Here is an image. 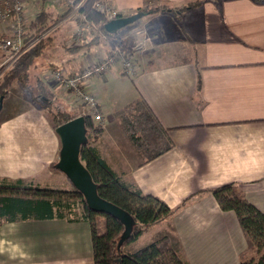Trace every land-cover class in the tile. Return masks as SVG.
<instances>
[{
  "label": "crops",
  "instance_id": "crops-1",
  "mask_svg": "<svg viewBox=\"0 0 264 264\" xmlns=\"http://www.w3.org/2000/svg\"><path fill=\"white\" fill-rule=\"evenodd\" d=\"M108 2L121 16L138 14L131 26L145 25L149 41L136 52L135 74L114 67L86 81L108 119L97 146L126 182L173 210L125 251L168 236L189 264H240L247 247L243 230L212 189L234 183L264 213V0H157L154 8L151 0ZM128 27L119 29V39ZM10 32L0 25V35ZM106 37L67 46L73 53L57 51L62 68L72 73L107 55ZM7 53L0 51V63ZM49 83L52 91L61 88ZM25 90L14 81L0 109V180L68 186L65 174L49 167L61 148L53 119ZM63 97L76 106L69 94ZM140 98L174 142L148 162L118 117ZM0 264H95L90 224L66 218L4 222Z\"/></svg>",
  "mask_w": 264,
  "mask_h": 264
},
{
  "label": "trees",
  "instance_id": "trees-1",
  "mask_svg": "<svg viewBox=\"0 0 264 264\" xmlns=\"http://www.w3.org/2000/svg\"><path fill=\"white\" fill-rule=\"evenodd\" d=\"M97 0H85L80 11L88 20L98 25L99 30L110 38L111 46L122 44L118 37L119 30L109 32L105 25L108 22L105 14L93 8ZM54 18L52 12L41 10L32 22L35 36L26 39L29 43L40 36ZM97 36V34H96ZM44 42L38 41L28 48L15 61L12 68L0 81V99L8 97L14 81L29 88V68L36 57L43 53ZM38 93L34 101L43 100L52 103L53 93L44 81L37 80ZM46 109V108H45ZM77 110L71 106V110ZM51 113L54 128L79 115L59 107L47 108ZM118 117L127 132L133 146L144 158L151 161L174 147L168 131L154 114L148 103L140 98L118 111ZM87 143L82 145L80 158L97 183L98 193L106 200L128 211L134 218L130 236L119 245L125 229L122 221L111 214L91 209L84 195L68 180L69 185L57 187L39 185L23 180H0V226L4 222L29 219L66 218L69 221L84 220L90 224L95 264H189L183 259L168 236L146 244L133 252H126L125 247L137 240L150 225L168 217L173 210L158 197L144 194L137 186L126 182L102 156L97 142L104 127L96 125L90 116H85ZM59 157L50 164L58 171L56 163ZM212 193L224 210L235 211L243 230L247 247L241 254L240 264H264V213L250 203L234 183L224 184L212 189ZM79 208V209H78Z\"/></svg>",
  "mask_w": 264,
  "mask_h": 264
},
{
  "label": "built area",
  "instance_id": "built-area-1",
  "mask_svg": "<svg viewBox=\"0 0 264 264\" xmlns=\"http://www.w3.org/2000/svg\"><path fill=\"white\" fill-rule=\"evenodd\" d=\"M51 2L56 5H59L60 2L72 4L73 11L64 17L63 21L73 18L80 20L77 29L68 39V43H73L76 46L83 41H88L96 34H103L98 25L89 21L87 16L80 11L85 0H51ZM28 5L29 0H0V25H7L11 31L8 36L0 35V51L9 53L2 65L9 61L13 62L36 42L35 40L29 43L25 42V34L29 25L26 15ZM93 8L105 14L108 21L121 16L108 0L95 1ZM136 35L141 38L135 40L132 45L115 44L111 46L107 55L89 61L78 71L69 73L64 68H53L44 74V78L55 81L68 92L76 105L80 106V115L90 116L96 125L105 127L108 119L103 111L101 100L96 93L86 87V81L93 76L105 74L114 67L125 74H135L137 71L136 52L142 50L149 41V32L142 28L136 31ZM44 36H46V32H43L36 40L38 41ZM106 38L111 45L110 38Z\"/></svg>",
  "mask_w": 264,
  "mask_h": 264
},
{
  "label": "rangeland",
  "instance_id": "rangeland-1",
  "mask_svg": "<svg viewBox=\"0 0 264 264\" xmlns=\"http://www.w3.org/2000/svg\"><path fill=\"white\" fill-rule=\"evenodd\" d=\"M46 1L47 0L32 1L31 7L29 10V25H28V28H27V31L25 34V40L26 39L29 40L30 38L35 36L34 34L36 33V31H34L31 28L32 27L31 24L34 21L35 17L41 12L42 9H46V10L52 12L54 18L59 17L60 20H58L56 22H55V20H53L52 22H50L47 25V29L44 31V32H46V36L40 38V40H42L44 42L43 53L41 55H39L38 57H36L33 64L29 68V71H28L29 77H30V79H29L30 82L28 85L29 88H28V90H27V88H25L26 89L25 91L28 93L29 99H32V101H34L33 98H36L37 93H38V87H37L38 82H37V80L39 78H41L44 81L47 88L49 89L50 94L52 92L54 95V98L52 99L53 102L52 103L45 102V105H43V107H45L46 109L59 107L60 110H69L70 113H74V111L78 112L79 109H78L77 105L72 106V107H76V109H77V110L73 109V111H72L71 110V104L66 99H64V97H63L64 94L65 93L68 94V92L62 87L60 89H57L56 90L57 92L52 91V89H50L51 83H49V82H53V81L52 80L47 81L49 79H47V80L45 79L46 80L45 81L43 79V75L45 74L44 73L45 71L50 72L54 67L62 68V66L60 64V60H61L62 55H64V54L66 55L67 52H72V53L74 52V51L67 50V46L73 45V43H67V40L72 36V33L77 29L80 20L78 18H73L72 20L63 21L64 17H66L70 12L73 11L72 4H69L66 2H60L58 6L52 8V7H49L50 3L48 1L47 2ZM49 1H51V0H49ZM151 2L152 3L149 6H151L153 8L155 6H157V4H158V6L160 5L157 2V0H151ZM147 9H148V7H147ZM137 22H139V19H137L136 21L125 26V27H128V26H130V27H128L127 30L125 31V33L123 34L124 40L120 39L123 44L132 45V43L130 42L131 38H133V40H137V39L141 38V36L136 35V31L138 29L145 28L144 27L145 25H140V26L136 25L137 27L133 29V27L131 25H133V24L135 25V24H137ZM118 37H119V35H118ZM37 38L32 39V40L36 41L35 44L38 41H40V40L37 41L36 40ZM73 46H75V45H73ZM57 51L62 52L61 57H60V55L56 54ZM7 54L9 56V53H7ZM18 58H16L13 62L9 61V62L5 63L4 65H2V63L5 62V60L0 63V81L2 80L3 76L12 68L13 64L15 63V61ZM15 82H16V84H18V83L21 84L18 80H16ZM54 85L55 86H53V85L52 86L56 88L57 84H54ZM9 97H10V93H9L7 98H9ZM7 98H5V99H7ZM34 102L37 105L43 104V100H38V98ZM45 108H43V109L45 111H47ZM48 114L52 117L50 112H48Z\"/></svg>",
  "mask_w": 264,
  "mask_h": 264
},
{
  "label": "water",
  "instance_id": "water-1",
  "mask_svg": "<svg viewBox=\"0 0 264 264\" xmlns=\"http://www.w3.org/2000/svg\"><path fill=\"white\" fill-rule=\"evenodd\" d=\"M138 18V14L120 16L109 20L105 28L109 32H114L136 21ZM2 105L3 98L0 99V109ZM55 130L61 141L59 159L56 167L65 174L76 189L82 192L87 205L91 209L97 212L111 214L122 221L125 229L119 240V245H121L130 236L135 220L128 211L99 195L97 183L93 180L90 171L80 158L81 147L88 140L85 116L78 115L59 124Z\"/></svg>",
  "mask_w": 264,
  "mask_h": 264
}]
</instances>
